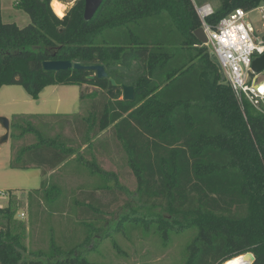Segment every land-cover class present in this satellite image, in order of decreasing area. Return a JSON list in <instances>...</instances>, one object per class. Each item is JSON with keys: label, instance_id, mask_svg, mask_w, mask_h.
<instances>
[{"label": "trees", "instance_id": "trees-1", "mask_svg": "<svg viewBox=\"0 0 264 264\" xmlns=\"http://www.w3.org/2000/svg\"><path fill=\"white\" fill-rule=\"evenodd\" d=\"M262 3L219 0L217 7L210 3L214 13L207 21L216 27L236 9ZM197 6L193 0H104L86 20L85 0L66 14L52 0H17L30 17L21 27L3 21L0 0V89L22 85L38 99L51 85L81 86L77 112L16 118L21 136L28 137L19 152L28 157L10 167H37L46 176L60 166L29 192V211L41 210L39 196L56 192L55 203L67 189L77 196L71 202L81 207L80 219L110 220L122 208L135 211L136 198L168 214L152 219L164 238L172 229L195 231L181 264H247V252L255 255L252 264H264V102L256 106L245 95L241 101L223 78L212 50L195 35L202 27ZM163 15L172 26L162 41L140 39L153 35L146 31L149 19ZM115 29L122 31L119 39L108 43L103 33ZM48 60L103 64L109 77L75 67L46 70ZM134 68L140 69L131 82L135 98L126 100L120 69ZM39 118L48 136L39 135ZM31 133L39 139H29ZM113 151L119 173L99 159ZM87 161L96 164L87 180L62 184L60 176H85ZM12 219L11 204L0 207V264H104L55 243L50 250H29L12 231ZM91 238L87 234L85 241Z\"/></svg>", "mask_w": 264, "mask_h": 264}, {"label": "rangeland", "instance_id": "rangeland-1", "mask_svg": "<svg viewBox=\"0 0 264 264\" xmlns=\"http://www.w3.org/2000/svg\"><path fill=\"white\" fill-rule=\"evenodd\" d=\"M214 7H217L219 0H208ZM54 6L63 14L75 4L76 0H52ZM58 2L66 5V9L59 6ZM199 4V0H196ZM17 0H2V17L4 22H16L23 27L30 22L27 13L16 7ZM264 5V3H263ZM259 8L253 9L247 16L256 31L259 39L264 38V19L261 17ZM159 20V21H158ZM147 32L152 36L143 37L153 42L162 41L165 31H169L172 22L167 15H163L160 21L158 18L149 19ZM156 31V32H155ZM121 29L106 31L103 39L108 43H116L120 36ZM137 34L138 31L134 30ZM179 32V31H177ZM161 33L162 36H161ZM180 33V32H179ZM108 34V36H107ZM181 35V33H180ZM138 36V35H137ZM148 36V35H147ZM161 36V38H160ZM181 37V39H183ZM114 40V41H113ZM121 41V40H120ZM211 49L210 44H206ZM122 84L132 85L133 78L140 73V69H120ZM256 84L264 86V71L258 74ZM260 87V86H259ZM88 92L94 88L90 86ZM81 86L78 85H55L47 87L38 99H34L22 85H6L0 89V116L10 120V134L7 142H0V165L11 164L12 161L24 162L28 155H23L21 145L26 141L27 135L21 136L24 130L16 122V118L24 114L42 113H74L81 108L80 101ZM263 92V91H262ZM264 102L261 100L260 103ZM39 119H35L34 125L39 129V135L48 136L49 132L41 128ZM94 121V118H92ZM37 121V122H36ZM28 121L25 126L28 125ZM6 133L5 128L0 124V140ZM28 138V137H27ZM37 138L31 133L29 139ZM96 164L93 161L85 163L87 170H93ZM74 174H69L71 181H75ZM47 176L41 170L27 168L26 170L9 169V174L0 177V204L7 207L11 204L13 210L12 231L19 233L23 243L29 250H50L52 243L64 250L78 249L80 254L90 262L104 264H181L186 255V247L193 240L195 231L193 229H172L168 238L162 236V230L158 228L159 222L153 218L168 216L158 208L144 206L135 198L131 212L127 209H120L114 212L110 220L79 218L81 207L74 205L71 200L75 196L71 190L59 191L57 200L54 203L55 194L48 193L47 196H39L42 203L41 210L29 211L28 194L31 190L40 187L41 182ZM96 183L100 182L97 177ZM50 182V181H49ZM73 187V184H71ZM69 187V186H68ZM6 193V195L3 194ZM59 199V200H58ZM67 199V200H66ZM70 200V202H69ZM85 207V206H84ZM92 208L93 206L86 205ZM24 213V216H22ZM96 213H100L97 211ZM87 234H93V238L85 241Z\"/></svg>", "mask_w": 264, "mask_h": 264}, {"label": "built area", "instance_id": "built-area-1", "mask_svg": "<svg viewBox=\"0 0 264 264\" xmlns=\"http://www.w3.org/2000/svg\"><path fill=\"white\" fill-rule=\"evenodd\" d=\"M258 8L264 19L263 3ZM249 12L238 8L222 18L216 27H212L207 20L214 13V7L210 3L197 6L202 28L209 39L208 44L237 96L242 101L245 95L260 107L264 92L256 84L258 74L254 73L252 64L255 58L264 53V38L258 40L256 37L254 25L247 21Z\"/></svg>", "mask_w": 264, "mask_h": 264}, {"label": "water", "instance_id": "water-1", "mask_svg": "<svg viewBox=\"0 0 264 264\" xmlns=\"http://www.w3.org/2000/svg\"><path fill=\"white\" fill-rule=\"evenodd\" d=\"M104 0H85V12L84 16L86 20H91L95 13L97 12L98 8L101 6ZM196 37L203 43L208 44L209 39L204 31V29L201 27L195 31ZM213 61L219 66L220 71L222 73L223 78L226 77L225 72L223 68L220 65V62L216 55H212ZM75 67L76 69H89L96 71V75L98 78H108L109 73L107 72L105 65L103 64H91V65H83L80 62H73L72 60H48L44 62V68L46 70H53V71H59V70H65ZM252 69L255 74H260L264 71V53L261 56H258L254 59L252 64ZM110 80L114 85L117 84L116 80L112 77H110ZM124 90V98L126 100H133L135 98V87L133 85H127V84H121ZM0 124L5 128L6 133L1 138L0 142L4 143L7 142L9 139L10 134V120L9 118L5 116H0ZM1 231V228H0ZM243 255H246L249 257V264H252L255 260V255L252 252H247Z\"/></svg>", "mask_w": 264, "mask_h": 264}, {"label": "crops", "instance_id": "crops-1", "mask_svg": "<svg viewBox=\"0 0 264 264\" xmlns=\"http://www.w3.org/2000/svg\"><path fill=\"white\" fill-rule=\"evenodd\" d=\"M194 2H195V4L197 3L196 2V0H193ZM196 5H200V4H196ZM1 7H2V0H1ZM262 85V84H261ZM261 85H259L260 86V89H261V91H263L264 92V86H261ZM51 86H55V85H51ZM49 87V86H48ZM47 88V87H46ZM45 88V89H46ZM44 89V90H45ZM43 90V91H44ZM42 91V92H43ZM81 92V91H80ZM41 95V94H40ZM42 114H50V113H42ZM53 114V113H52ZM86 147V145H83L82 147H81V150H83L84 148ZM99 157V156H98ZM72 158V157H71ZM99 159L101 160V162L102 163H104V167L105 168H107L108 170H113V171H115V172H121V169L116 165V161H117V159H118V156H117V154H116V152L115 151H113V154H110L109 156H100L99 157ZM33 168H35V169H37L38 171L40 170V168H37V167H33ZM60 168V166L57 168V169H54V170H52V171H50L46 176H47V179H49L50 178V176L53 174V173H55L58 169ZM9 169H11V167H10V165L8 164H4V163H2L1 165H0V177L1 178H3V177H5V176H7L8 174H9ZM30 169V168H29ZM18 170V169H17ZM20 170H23V169H20ZM24 170H26V169H24ZM81 173V176L80 177H73V179L74 180H79V182L81 181V180H83V179H88L89 178V175H87L88 173H86L85 172V176H83L82 174L84 173V172H80ZM59 179H60V181L62 182V184L63 185H66L67 183H69V182H71V178H69L67 175H65V176H60L59 177ZM78 187V186H77ZM39 188V187H38ZM3 194H4V192H3ZM4 195H6V193L4 194ZM2 204V203H1ZM0 204V207H4V205H1Z\"/></svg>", "mask_w": 264, "mask_h": 264}, {"label": "bare ground", "instance_id": "bare-ground-1", "mask_svg": "<svg viewBox=\"0 0 264 264\" xmlns=\"http://www.w3.org/2000/svg\"><path fill=\"white\" fill-rule=\"evenodd\" d=\"M58 4H59V6L62 7L63 9H66V5H65V4L60 3V2H58ZM247 264H249V263H247Z\"/></svg>", "mask_w": 264, "mask_h": 264}]
</instances>
